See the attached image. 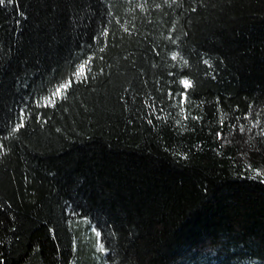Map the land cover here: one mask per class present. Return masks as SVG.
Masks as SVG:
<instances>
[{"label":"trees","instance_id":"trees-1","mask_svg":"<svg viewBox=\"0 0 264 264\" xmlns=\"http://www.w3.org/2000/svg\"><path fill=\"white\" fill-rule=\"evenodd\" d=\"M0 264H264V0H4Z\"/></svg>","mask_w":264,"mask_h":264},{"label":"rangeland","instance_id":"rangeland-1","mask_svg":"<svg viewBox=\"0 0 264 264\" xmlns=\"http://www.w3.org/2000/svg\"><path fill=\"white\" fill-rule=\"evenodd\" d=\"M84 67V66H83ZM81 69V68H80ZM79 69V70H80ZM79 70H78V73H77V78H80L81 76L79 75ZM84 70H85V67H84ZM63 94V92L61 93V95ZM61 95H59V96H55V97H53V95L52 96H49V97H47V98H45V99H43L42 100V102H41V104H43V105H46V106H48V105H52L53 103H49L48 101H49V98H51L52 100H54V102L59 98V97H61ZM88 234L90 235V236H92L95 240H96V245H97V248L99 249V247H100V236H99V234H98V232L96 231V230H89L88 231ZM88 234H87V236H88Z\"/></svg>","mask_w":264,"mask_h":264},{"label":"snow or ice","instance_id":"snow-or-ice-1","mask_svg":"<svg viewBox=\"0 0 264 264\" xmlns=\"http://www.w3.org/2000/svg\"><path fill=\"white\" fill-rule=\"evenodd\" d=\"M3 2H4V0H0V4H2ZM79 75L81 77H83V75H84V67L83 66H81V69L79 70ZM184 83H185L186 86H190V84H189L188 81H185ZM70 85H71V81L66 82L63 85H61L60 87H58L57 89H55L54 92H53V94H52L53 97L61 95V93L64 92V91H66V89ZM48 102L49 103H54V100H52L51 98H49V101ZM20 126L22 127L23 125L21 124Z\"/></svg>","mask_w":264,"mask_h":264}]
</instances>
